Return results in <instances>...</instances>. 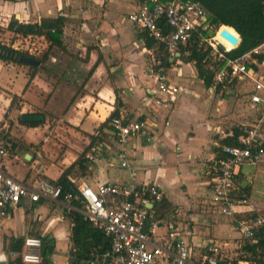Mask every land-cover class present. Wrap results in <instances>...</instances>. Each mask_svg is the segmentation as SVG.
<instances>
[{
  "label": "crops",
  "instance_id": "0c3cea01",
  "mask_svg": "<svg viewBox=\"0 0 264 264\" xmlns=\"http://www.w3.org/2000/svg\"><path fill=\"white\" fill-rule=\"evenodd\" d=\"M140 1L13 0L9 19L1 23L11 39L3 43L28 52L38 64L0 60V135L17 156L0 155V169L32 185L39 173L56 181L70 167L67 177L76 190L104 181L157 183L164 197L153 207L159 219L151 233L153 243L168 242L176 232L192 229L191 241L200 251L209 242L221 246L219 264H257L250 254L240 257L241 236L232 217L212 205L205 169L222 154L227 145L223 139L233 135L235 127L241 130L239 137L243 125L255 123L260 115V105L249 98L252 83L246 79L223 89L213 82L206 86L186 55L171 60L156 42L147 46L146 37L127 18ZM48 16L64 18L62 45L50 49L43 35H16L6 28L12 18L37 22ZM20 38L25 40L22 46L14 43H23ZM162 56L169 65L161 64ZM262 64L264 60L254 68L264 77L257 69ZM160 69L179 91L163 95L156 104L152 98ZM239 85L249 88L239 93ZM30 113L44 118L28 124L33 121L21 118ZM113 113L124 121L145 120L149 133L133 135L120 145L109 124ZM259 132L264 136V124ZM93 143L99 144V151L85 159ZM244 165L235 179L256 206L239 205L237 214L264 215V190L253 188L257 174H264V159L252 171L242 169ZM254 192L261 197L253 198ZM69 207L62 199L44 197L31 204H8L0 214V264L16 259L21 264H72ZM28 235L42 240L39 263H24L11 254L22 249Z\"/></svg>",
  "mask_w": 264,
  "mask_h": 264
},
{
  "label": "built area",
  "instance_id": "2783aa9c",
  "mask_svg": "<svg viewBox=\"0 0 264 264\" xmlns=\"http://www.w3.org/2000/svg\"><path fill=\"white\" fill-rule=\"evenodd\" d=\"M127 18L140 34L162 44L171 60L182 54L189 55L194 45L206 52L203 63L213 75L214 87L227 88L234 80L248 79L252 83L249 98L261 109L256 122L243 125L238 143L223 145L222 154L205 165L210 179L211 203L220 213L232 217L242 246L245 239L253 238L259 231L264 232V215L237 214L239 205H256L235 179L241 165H255L264 159V136L259 132L264 124V77L254 68L261 62L257 55L264 53V41L236 57L228 56L227 52L239 42L233 45L222 37L232 45H221L217 34L224 25H211L206 10L191 0H141L128 12ZM156 84L157 95L152 98L156 104L162 102L163 95L179 91L164 69L156 72ZM109 124L116 141L122 146L133 135L149 133L145 120L124 121L121 116L114 115ZM97 151L99 144H91L85 159H93ZM0 155L15 156L10 141L2 135ZM126 164L125 160L121 162L122 166ZM35 178L34 184L27 185L0 169V214L8 204H31L41 197L62 199L71 209L75 208L73 198L78 199L81 207L77 209L110 238V247L91 260V264H219L223 260L222 248L216 242L206 243L203 252L200 251L191 241L192 229L176 232L168 242L151 241L153 228L159 223L153 207L164 197V189L157 183L104 181L94 187L84 184L75 193L66 191L62 194L59 183L41 173ZM41 244L40 237L28 235L24 237L22 249L12 250L11 254L20 257L24 263H39ZM239 253L244 255L242 250Z\"/></svg>",
  "mask_w": 264,
  "mask_h": 264
},
{
  "label": "trees",
  "instance_id": "16d2710c",
  "mask_svg": "<svg viewBox=\"0 0 264 264\" xmlns=\"http://www.w3.org/2000/svg\"><path fill=\"white\" fill-rule=\"evenodd\" d=\"M198 2L207 12L208 21L211 25H226L231 27L240 36L238 45L232 48L227 55L236 57L243 52L255 47L264 41V0H191ZM64 18L62 16L42 17L37 22H20L17 19H10L7 29L16 35H43L50 43L62 45V32ZM207 34V32H205ZM145 44L152 46L155 42L153 38L145 36ZM206 52L198 49L194 45L190 48V54L186 56L187 61H194L198 76L206 86L212 83V73L204 67L203 58ZM21 55H28V52L12 47L0 41V60L20 62ZM258 60H264V53L257 55ZM161 64L169 65L168 58L161 57ZM16 98L13 95L11 103ZM113 113L112 115H114ZM28 124H39L38 121ZM241 130L234 128L233 135L223 139L224 144H237V137ZM70 168V167H69ZM69 168L63 171L61 176L55 181L62 187V194L66 191L76 192L68 180L67 173ZM72 204L75 208L68 210V216L72 221L71 241H72V264H88L89 260L97 254L103 253L110 247V238L102 229L94 226L77 208L81 207L78 199L73 198ZM246 257L249 254L257 264H264V232L259 231L253 238L245 239L241 247ZM12 264H21L19 259Z\"/></svg>",
  "mask_w": 264,
  "mask_h": 264
},
{
  "label": "rangeland",
  "instance_id": "374dc122",
  "mask_svg": "<svg viewBox=\"0 0 264 264\" xmlns=\"http://www.w3.org/2000/svg\"><path fill=\"white\" fill-rule=\"evenodd\" d=\"M12 2L13 0H0V41H5V42H9V40L11 39V36L10 34L7 35L6 33H4V31L2 30L3 28V24L1 23H6V21L9 19V7L12 5ZM21 39V38H20ZM21 42H19V39H16V41L14 43H17L18 46H22V44L25 43V40H22L21 39ZM37 46V42L36 44H32V46ZM37 55V54H36ZM258 71L262 74H264V64H262L260 67L257 68ZM249 86L248 85H239V93H245V90L248 89ZM253 188L255 190H259V191H262L264 190V174L262 173H258L257 174V179L255 180L254 182V186ZM261 197V194L260 193H257V192H254L253 193V198H260ZM234 254V253H233ZM233 263V262H232Z\"/></svg>",
  "mask_w": 264,
  "mask_h": 264
},
{
  "label": "water",
  "instance_id": "95a60500",
  "mask_svg": "<svg viewBox=\"0 0 264 264\" xmlns=\"http://www.w3.org/2000/svg\"><path fill=\"white\" fill-rule=\"evenodd\" d=\"M226 26V25H224ZM238 33L236 32L235 33H232L231 31H229L227 28L223 27L221 30H220V36H222L223 38L227 39L228 41H230L232 44H237L239 41H240V36L239 34L237 35ZM217 41H219V43L221 45H224L225 42L220 39V38H217ZM21 61L23 62H26L30 65H36L38 64V60L35 59L34 57L32 56H28V55H21L20 58H19ZM44 116L43 114H40V113H30V114H27V115H24L22 116V120L23 121H41L43 120ZM243 168H248L250 169V171H252L254 169V165L252 164H248V165H244L242 167Z\"/></svg>",
  "mask_w": 264,
  "mask_h": 264
},
{
  "label": "bare ground",
  "instance_id": "6f19581e",
  "mask_svg": "<svg viewBox=\"0 0 264 264\" xmlns=\"http://www.w3.org/2000/svg\"><path fill=\"white\" fill-rule=\"evenodd\" d=\"M225 28H227L229 31H231L232 33L234 32V30L231 28V27H228V26H224ZM217 37L218 38H220V39H222L224 42H225V44L227 45V46H231L232 44L231 43H227L223 38H222V36H220V32H218V34H217ZM234 45V44H233Z\"/></svg>",
  "mask_w": 264,
  "mask_h": 264
}]
</instances>
